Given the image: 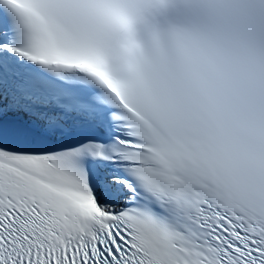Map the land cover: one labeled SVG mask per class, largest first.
<instances>
[{"label": "snow or ice", "instance_id": "obj_1", "mask_svg": "<svg viewBox=\"0 0 264 264\" xmlns=\"http://www.w3.org/2000/svg\"><path fill=\"white\" fill-rule=\"evenodd\" d=\"M0 264H264V0H0Z\"/></svg>", "mask_w": 264, "mask_h": 264}]
</instances>
